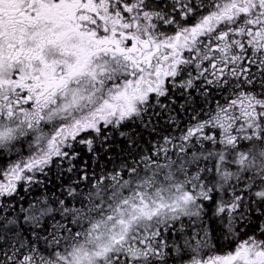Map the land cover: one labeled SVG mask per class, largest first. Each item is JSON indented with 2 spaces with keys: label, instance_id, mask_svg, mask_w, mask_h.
<instances>
[{
  "label": "snow or ice",
  "instance_id": "obj_1",
  "mask_svg": "<svg viewBox=\"0 0 264 264\" xmlns=\"http://www.w3.org/2000/svg\"><path fill=\"white\" fill-rule=\"evenodd\" d=\"M0 264H264V0H0Z\"/></svg>",
  "mask_w": 264,
  "mask_h": 264
}]
</instances>
